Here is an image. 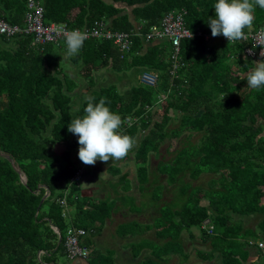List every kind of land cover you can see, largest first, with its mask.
Listing matches in <instances>:
<instances>
[{"label": "trees", "instance_id": "1", "mask_svg": "<svg viewBox=\"0 0 264 264\" xmlns=\"http://www.w3.org/2000/svg\"><path fill=\"white\" fill-rule=\"evenodd\" d=\"M36 1L45 7L46 23L66 22L83 29L104 22L111 30L124 31L140 25L142 33L161 23L166 13L186 9L187 27L202 34L182 41L181 66L174 79L173 47L167 40L135 36L132 50L124 53L111 40L87 39L79 54L70 57L79 66V75L87 78L84 85L66 70L70 67L65 40L58 46L60 42L36 43L33 34L0 33V151L12 155L28 180L23 183L12 163L0 156V264H68L72 260L68 235H77L79 245L89 250L90 264H115L96 255L89 238L106 226L116 208L110 205L118 201L101 204L95 195L82 194L80 178L91 169L84 168L78 137L68 131L71 120L85 114L86 96L95 97V103L104 98L125 120L124 130L137 139L124 159L135 162L139 190H151L153 199L162 200L158 213L153 219L148 215L151 223L145 225L146 232L151 229L157 240L165 241L157 246L158 252L179 255L182 264H194L195 259L189 263L192 254L207 264H259L251 260L249 242L241 239L247 235L246 228L233 217L263 210L264 170L253 161L264 160L263 127L253 128L264 119V87L248 89L247 81L240 78L260 59L244 55L250 41L227 42L212 36L208 21L215 15L217 0ZM28 5L29 0H0V18L25 27ZM260 29H264V9L257 6L254 23L245 33ZM106 68L117 72L137 68L155 74L158 83L151 86L140 80L120 89L116 84L97 89L94 73ZM163 94L167 97L162 101ZM156 115H161L160 121ZM167 140L166 151L172 157L162 158L154 169L150 158L163 152ZM109 168L121 172L118 165ZM76 173L83 175L74 179ZM204 173L212 174L209 188L193 186V180ZM131 182L129 172L120 175L119 194H127ZM171 185L180 186L184 193L188 190L187 196L163 199L164 189ZM63 199L66 205L61 204ZM81 228L86 230L84 235L78 234ZM138 228L143 230L142 225ZM186 242L194 253L185 250ZM140 264L161 263L148 258Z\"/></svg>", "mask_w": 264, "mask_h": 264}, {"label": "clouds", "instance_id": "2", "mask_svg": "<svg viewBox=\"0 0 264 264\" xmlns=\"http://www.w3.org/2000/svg\"><path fill=\"white\" fill-rule=\"evenodd\" d=\"M257 6L264 9V0H217L215 15L208 21L212 36L222 35L229 42L244 39L245 29L254 23ZM63 36L69 57L78 55L88 39L87 31L79 29L65 31ZM261 56L264 57V52ZM254 63L255 67L241 73L240 78L247 81L246 88L258 90L264 87V59ZM85 100V114L72 119L68 125L69 133L78 137L80 161L86 166H95L97 161L112 163L126 158L136 147L137 139L124 130L125 120L106 105L104 98L98 103L92 96H86Z\"/></svg>", "mask_w": 264, "mask_h": 264}, {"label": "rangeland", "instance_id": "3", "mask_svg": "<svg viewBox=\"0 0 264 264\" xmlns=\"http://www.w3.org/2000/svg\"><path fill=\"white\" fill-rule=\"evenodd\" d=\"M127 10L130 11V13H131V10L129 8H127ZM62 44H63V42H60V44H57V45L59 46ZM65 60H66V62L69 63V64L66 63V66L68 67V65H69V67H70V69H68V68L66 69L67 72L70 73L73 78H76L79 81L82 79L81 82L84 85L88 84V81L86 80L87 78H85V76L81 77L80 76V75H82L81 73L79 75V73H78L79 66L76 65L74 62H71L70 57L67 56V54L65 55ZM126 73L130 74V76L129 77L126 76ZM143 73L144 72L142 70L137 69V68L126 71V72H117L113 68L102 69V70H99V71L94 73V79L97 81L95 87L98 89L101 86H105L107 84H116L117 86H119L118 87L119 89H120V87H122V88L126 87V85H128V87H129L132 84H137L138 82H140ZM78 90L79 89H77V93L73 92V102L75 103V105L73 106L74 109H76L78 106V101H77V98L79 96ZM83 92H87L86 87L83 88ZM156 119L160 121L161 115H156ZM199 136H200V134H198L196 136V138H198ZM169 144H170V140H167V142L164 144V147L162 148L163 152L157 157L152 156L150 158V164L149 165L152 166L154 169L156 168L157 163L160 160H162V158L163 159H170L172 157V154L168 153L166 151V146H169ZM54 147H55V149H57L59 146L54 145ZM61 149L62 150H60L59 152H62L64 150L63 148H61ZM73 157H75V154H73ZM253 161H257V160L253 159ZM261 163L264 165L263 161H261ZM110 164H114V165L119 164L120 166H122V171L129 170L132 176L135 175V173H136V165H135V162L132 158H129L127 160L122 159V160L115 161L112 163H111V161H109L108 163L97 161L95 166H86V167L84 166L85 169L89 167L91 169V172L88 175H84L81 178V180H82V194L87 195V194L93 193L92 195H95V197L98 199L97 202H99L101 204H102V201L108 202L112 199L118 201V202H115V204L112 203L111 205H110V203H108L110 205V207H112L114 209L116 206L115 210L119 209L120 211L118 213L114 214L113 217L115 218V220H112L110 226L108 227L109 236L104 237V238L99 237L98 242L104 243V246L106 248V252L109 249L108 244H110L112 246L118 245L121 250H117V252H118V254L121 255L120 260H122V256L128 257V252H125L123 244L118 242V241H125L122 239L123 234L117 233V231H115V233H113V230L116 229V221H118V222L119 221H125L126 219L134 217V215L127 214V215H125L126 218H123V212L127 211L129 206H136L137 208H143L145 210H150V211L155 210L157 212V207L163 203H161L162 200L157 201V200L153 199V197H152L153 191H151V190H147V191H149L148 192L149 194L147 192L142 191L144 194H141L140 198L133 197L132 192L137 190L140 185L138 187H134L132 182H131V184L133 187L129 190V192H128L129 194L128 193L127 194H125V193L119 194L118 188H120V187H119V183H117L118 178H117V176L114 178L115 173L112 172V168L108 169ZM261 169L264 170V166L261 167ZM77 176H79V178H80L81 175H77ZM77 176H75V179L78 178ZM211 177H212V174L204 173V174H202V176L198 180H193L192 185L195 186V184H199V185L203 186L202 188L208 189L209 188V180ZM185 180L190 181L192 179L186 177ZM63 184H65V183H63V182L60 183L61 187H63ZM111 190H113L112 196H114V197H111V194H110ZM181 191L182 190H180V186L171 185L169 188L164 189L163 199L170 200L173 198L174 195H177V194H179L181 197L187 196L188 190L186 191V193L181 192ZM204 194H205V191L201 190L200 196L203 197ZM134 195H137V191H136V194L134 193ZM65 201L66 200L63 199V201H61V203L65 205ZM116 203H117V205H116ZM113 205H114V207H113ZM238 216H240V215H238ZM153 222H152V224H153ZM108 223L106 222V226H108ZM141 225L143 226V230H142V232H140L138 234V237H136L133 241H142L141 238L145 237L146 222L142 223ZM122 227H123V225H122ZM82 229L85 230L84 228H82ZM103 233H104V228H103L102 234ZM139 237H141V238H139ZM107 241H108V244H107ZM128 241H131V240H128ZM184 246H185L186 251H188V248H190L191 253H194V250L191 248L190 243L186 242V243H184ZM160 249L161 248H159L158 251ZM118 254L116 253V251L111 252V258L114 260V258ZM157 256H161V258H160L161 260H159V258H157ZM170 256H171V253L166 255L165 251H160L155 255V261L160 262L161 264H167L166 261L170 258ZM195 257L196 256L192 254L189 263L190 262L192 263ZM74 258L76 259L77 257H74ZM194 262H193L194 264H207L206 262H199L198 260H195ZM136 263H138V261H136ZM172 264H182V262L179 261L178 257L175 256L173 261H172ZM259 264H264V258L263 257H259Z\"/></svg>", "mask_w": 264, "mask_h": 264}, {"label": "built area", "instance_id": "4", "mask_svg": "<svg viewBox=\"0 0 264 264\" xmlns=\"http://www.w3.org/2000/svg\"><path fill=\"white\" fill-rule=\"evenodd\" d=\"M29 11L26 13L25 27L19 25H12L11 23L0 18V33L6 34L8 37H13L21 33L33 34L35 36V42L48 43V42H60L65 40L63 33L65 31H72L79 29L81 31H87L88 39L97 38L102 40H111L120 47V50L124 53H129L135 41V36H141L145 41H163L167 40L172 44L173 51L171 54L172 68L171 74L173 79L177 78L178 70L181 66L179 53L180 46L184 39L192 38L196 34L201 35V32H192L185 23V16L187 14L186 9L172 10L165 14L161 23L154 24L146 32L142 33L141 26L138 25L133 31L124 30H111L108 23H101L96 27H84L71 28L66 22H50L46 23L44 20L45 7L36 0H29ZM222 36V35H221ZM212 36L205 35L206 39H210ZM223 37V36H222ZM224 38V37H223ZM225 41L229 42L226 38ZM242 40L250 41L244 50V55L249 58L262 59L261 53L264 52V29L258 31H252L246 33V37ZM240 40V41H242ZM142 82L148 85H156L158 78L155 74L150 72H144L142 75ZM173 82V80H171ZM174 84V83H173ZM167 96L161 95L162 99ZM80 175V174H77ZM79 178V176H77ZM77 178V179H78ZM63 201V200H62ZM71 232V231H69ZM78 234L84 235L85 230L79 229ZM77 235H68L67 247L69 256L71 258L80 257L86 259L90 252L86 247H81L78 242ZM259 247L264 253V242L259 243Z\"/></svg>", "mask_w": 264, "mask_h": 264}, {"label": "crops", "instance_id": "5", "mask_svg": "<svg viewBox=\"0 0 264 264\" xmlns=\"http://www.w3.org/2000/svg\"><path fill=\"white\" fill-rule=\"evenodd\" d=\"M262 59H264V58H262ZM255 61H258V60H255ZM254 126H255V128H253L254 131L257 130L256 127H258V126L263 127V131L261 132L260 136L264 137V119L260 118L259 123L255 124ZM255 160H257V159H255ZM261 161L264 162L263 159L262 160L258 159L257 161H254V162L261 163ZM118 166L121 169V172L118 174H114V178L116 176L118 178L120 175L129 172V178L132 180L133 186L138 187L139 185L136 182V173H135V175L132 176L129 170L122 171V166H120L119 164H118ZM260 166L262 167L264 165L261 163ZM108 169H109V167H108ZM81 188H82V186H81ZM136 191H137V195H135V196H137L138 198H140L141 194H144L142 191L139 190V187H138L137 190L132 192V195H134V193L136 194ZM263 191H264V188H263ZM145 192L148 193L149 191H145ZM92 194L93 193L87 194V195L90 196ZM83 195H85V194H83ZM261 205H262L263 210H261L259 212H254V213H252L246 217L245 216H238V215L234 214L235 216L233 217V221H235L236 223L239 222L240 224H242L246 228L247 235L245 234L244 236H242L241 239L249 242L248 249H250L251 256H252L251 260H253V261H255V260L259 261V257L264 258V253H263L262 249L259 247V243L264 242V194L261 197ZM119 211H120L119 209L114 210V212L112 213V216L107 221V223L109 222L108 226H104L102 228L95 230L93 232L92 236L89 238L90 241H93V244L91 245V247L97 251L95 254L96 255L98 254L102 258L103 261L106 260L108 262V261L112 260L115 264H140V262L142 260H146L148 258L149 259L153 258L155 260V255L158 252L157 246L158 247L162 246L165 243V241L157 240L154 237L153 231L151 229H149L145 233V237H142V238L139 237V238H141V240H145V241H133L136 237H138V234L140 232H142V231H139L138 226H140L144 222L151 223V219H149L148 215L153 219V216H155L157 214V212L155 210L150 211V210H145L143 208H136V209H132V210L128 209L127 211L123 212V218H126L125 215H127V214L134 215V217L126 219L125 221H119V222L116 221V229L113 230V233H115V231H117V233L123 234L122 239L125 241H118V242L123 244L124 251L128 252V257L122 256V260H120L121 255L118 254L117 250H121V249L119 248L118 245L112 246V245L108 244V241H107V244L109 245V249L106 252V248L104 246V243L98 242L99 237L104 238V237L109 236L108 227L110 226L111 221L115 220V218L113 217L114 214L118 213ZM128 222L130 223V226L125 224ZM134 222H137L139 225L133 227ZM122 225H123V227H122ZM103 228H104V233L102 234ZM128 240H131V241H128ZM115 251L118 255L113 260L111 258V252H115ZM193 255H195V254H193ZM91 256H92V254H91ZM174 257H175L174 253L171 254L170 258L166 261V263L172 264ZM176 257H178V259H181V257L179 255ZM194 259L197 260L196 257ZM136 261H138V263H136ZM68 264H90V262L88 259H83V258L77 257L76 259L72 258V260L68 261Z\"/></svg>", "mask_w": 264, "mask_h": 264}, {"label": "water", "instance_id": "6", "mask_svg": "<svg viewBox=\"0 0 264 264\" xmlns=\"http://www.w3.org/2000/svg\"><path fill=\"white\" fill-rule=\"evenodd\" d=\"M129 9L132 10V7H129ZM0 156L7 158L12 163L14 169L19 173L21 181L23 183H27L28 180H27L26 174L19 167V165L17 164L16 160L12 157V155L8 152L0 151ZM61 240H62V237H60L59 242H61Z\"/></svg>", "mask_w": 264, "mask_h": 264}, {"label": "bare ground", "instance_id": "7", "mask_svg": "<svg viewBox=\"0 0 264 264\" xmlns=\"http://www.w3.org/2000/svg\"><path fill=\"white\" fill-rule=\"evenodd\" d=\"M28 7V6H27ZM24 19H25V17H24ZM6 20V19H5ZM45 20V19H44ZM162 21V20H161ZM21 26V25H20ZM99 26V25H98ZM84 28V27H83ZM113 30V29H112ZM1 35V34H0ZM3 37V36H2ZM16 37H17V35H16ZM26 37H29L28 35H26ZM33 37V36H32ZM7 39V38H6ZM11 39V38H10ZM33 39V38H32ZM34 41V40H33ZM51 43V42H50ZM49 44V43H48ZM52 44V43H51ZM114 44V43H113ZM37 45V44H36ZM40 46V45H39ZM41 47V46H40ZM41 49H42V47H41ZM121 51V50H120ZM121 59H122V56H121ZM171 59V58H170ZM172 75V74H171ZM170 76V75H169ZM164 99H162V101H163ZM133 121V120H132ZM134 121H136V119H134ZM86 167V166H85ZM82 173V172H81ZM83 174H84V172H83ZM82 174V175H83ZM82 175H81V177H82ZM81 179V178H80ZM78 183V182H77ZM62 204V203H61ZM64 205V204H63ZM66 205V204H65ZM66 214V213H65Z\"/></svg>", "mask_w": 264, "mask_h": 264}]
</instances>
